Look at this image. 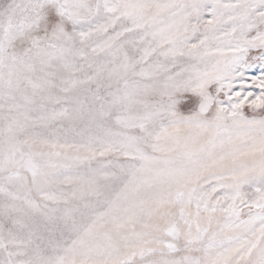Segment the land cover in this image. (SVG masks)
<instances>
[{
    "label": "snow or ice",
    "instance_id": "obj_1",
    "mask_svg": "<svg viewBox=\"0 0 264 264\" xmlns=\"http://www.w3.org/2000/svg\"><path fill=\"white\" fill-rule=\"evenodd\" d=\"M0 264H264V0H0Z\"/></svg>",
    "mask_w": 264,
    "mask_h": 264
},
{
    "label": "rangeland",
    "instance_id": "obj_2",
    "mask_svg": "<svg viewBox=\"0 0 264 264\" xmlns=\"http://www.w3.org/2000/svg\"><path fill=\"white\" fill-rule=\"evenodd\" d=\"M181 110H182V108H181Z\"/></svg>",
    "mask_w": 264,
    "mask_h": 264
}]
</instances>
